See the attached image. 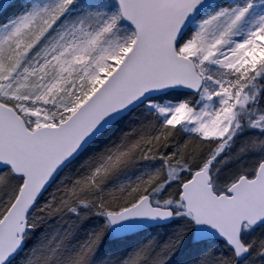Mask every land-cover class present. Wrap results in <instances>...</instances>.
Instances as JSON below:
<instances>
[{
  "label": "snow or ice",
  "instance_id": "obj_1",
  "mask_svg": "<svg viewBox=\"0 0 264 264\" xmlns=\"http://www.w3.org/2000/svg\"><path fill=\"white\" fill-rule=\"evenodd\" d=\"M0 264H264V0H0Z\"/></svg>",
  "mask_w": 264,
  "mask_h": 264
}]
</instances>
